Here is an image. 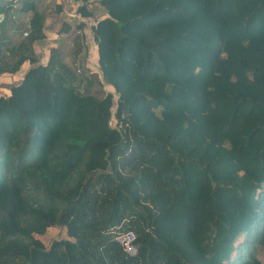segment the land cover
I'll use <instances>...</instances> for the list:
<instances>
[{
  "label": "trees",
  "instance_id": "trees-1",
  "mask_svg": "<svg viewBox=\"0 0 264 264\" xmlns=\"http://www.w3.org/2000/svg\"><path fill=\"white\" fill-rule=\"evenodd\" d=\"M96 1L116 102L59 48L39 63L36 2L0 8V78L30 63L0 90V264H260L264 0Z\"/></svg>",
  "mask_w": 264,
  "mask_h": 264
},
{
  "label": "crops",
  "instance_id": "crops-1",
  "mask_svg": "<svg viewBox=\"0 0 264 264\" xmlns=\"http://www.w3.org/2000/svg\"><path fill=\"white\" fill-rule=\"evenodd\" d=\"M49 3L50 6L56 4V6H58L59 12L56 18L50 17L48 13L49 11L45 10L41 4H38L40 10L46 15V37L43 40L34 42L33 44V50L39 59V63L45 64L51 55L52 49L59 48L65 54V57L68 61H73L75 66H80L84 69V72H86V74L90 77V79L87 80V83L85 84H88L89 82V85H91L94 82V73L99 74L98 48L97 45H95L96 39L93 28L83 24V34L77 35L75 32L76 18L72 15V13L75 11L74 2L72 0H58ZM18 6L19 4L13 5L12 8H16ZM86 7L87 10L93 12L91 16L84 15L89 19L96 14L102 16L107 14L105 8L101 5L96 7L91 4H87ZM11 11H13V9H11ZM50 18L54 19L55 21L52 22L50 27L51 29H49L47 25L49 21H52ZM28 67H30V63L27 62L21 67L20 70L26 71ZM20 70L18 72H20ZM17 73L7 75V78H9L12 83L17 82L16 80L11 79L13 76H16ZM2 77L0 78L1 80Z\"/></svg>",
  "mask_w": 264,
  "mask_h": 264
},
{
  "label": "rangeland",
  "instance_id": "rangeland-1",
  "mask_svg": "<svg viewBox=\"0 0 264 264\" xmlns=\"http://www.w3.org/2000/svg\"><path fill=\"white\" fill-rule=\"evenodd\" d=\"M33 2H36L37 4H41V6H43L45 8V10H48L49 11L48 13H49L50 17H53V18L57 17L59 9H58V6H56V4L50 6V3L48 1H46V0H39V1H33ZM92 2H95V4L93 6H96V7L98 6L99 7V5H100L99 1L94 0ZM88 5H90V4H88ZM19 15H20V17H19L20 22H23L24 24L25 23L27 24L28 21H29L28 17H27V14L21 12V13H19ZM51 20L52 21H49V23L47 24L49 29H51L50 27H51L52 22L54 21V19H51ZM47 25H46V28H47ZM10 32H12V31H10ZM95 45H97V41L96 40H95ZM98 68H99L98 69L99 70V74L98 73H94V75H93V78H94L93 81L94 82L91 85L87 86V87L86 86H82L81 89L83 91H85V92H92L93 94H96L97 96H103L107 92H112L113 93V100H114V102H116L118 95L115 92V89L113 88V86H111V85L107 84L106 82H104L99 64H98ZM24 72L25 71L20 70V72H18L17 75L13 76L11 79L19 81L21 79V77L24 75ZM100 74H101V76H100ZM7 77L8 76H6V77L3 76L2 80L0 79V90L8 91L9 87L11 86L12 81L9 78H7ZM111 124L113 126H116V119H115L114 116L112 117ZM35 236L48 248L51 245L53 240L58 239V238H62V237H66V230H65L64 227L50 226V227H48L46 229V231L44 233H42V234L41 233H35ZM254 255L258 258L260 264H264V247H258L256 249V252H255Z\"/></svg>",
  "mask_w": 264,
  "mask_h": 264
},
{
  "label": "built area",
  "instance_id": "built-area-1",
  "mask_svg": "<svg viewBox=\"0 0 264 264\" xmlns=\"http://www.w3.org/2000/svg\"><path fill=\"white\" fill-rule=\"evenodd\" d=\"M22 1H32L33 2V1H39V0H9L8 3L12 5H18ZM46 1L54 2L58 0H46ZM72 1L75 4V11L72 13V15L76 18L75 32L77 35H81L83 34V29H82L83 24H86L89 27L93 28L97 24V21L103 16L96 14L92 16V18L89 19L85 17L80 11H78V7L80 5H83V2L79 0H72ZM87 4L94 5L95 2L90 1ZM4 18H5V13L0 12V21L3 20ZM28 35H29L28 29L24 30L23 37H26ZM77 72L81 73L80 66H77ZM136 238H137L136 234L133 230H125L115 236V240L120 244L122 249L129 254H135L138 251V245L136 242Z\"/></svg>",
  "mask_w": 264,
  "mask_h": 264
},
{
  "label": "water",
  "instance_id": "water-1",
  "mask_svg": "<svg viewBox=\"0 0 264 264\" xmlns=\"http://www.w3.org/2000/svg\"><path fill=\"white\" fill-rule=\"evenodd\" d=\"M9 0H0V8L8 3Z\"/></svg>",
  "mask_w": 264,
  "mask_h": 264
}]
</instances>
